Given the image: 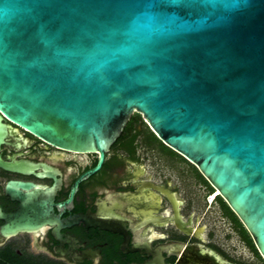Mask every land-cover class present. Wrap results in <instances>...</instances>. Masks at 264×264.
Masks as SVG:
<instances>
[{
	"label": "water",
	"instance_id": "obj_1",
	"mask_svg": "<svg viewBox=\"0 0 264 264\" xmlns=\"http://www.w3.org/2000/svg\"><path fill=\"white\" fill-rule=\"evenodd\" d=\"M155 2L0 0V112L57 147L100 153L91 173L141 114L264 258V0ZM7 133L0 115V148Z\"/></svg>",
	"mask_w": 264,
	"mask_h": 264
},
{
	"label": "flooded vegetation",
	"instance_id": "obj_2",
	"mask_svg": "<svg viewBox=\"0 0 264 264\" xmlns=\"http://www.w3.org/2000/svg\"><path fill=\"white\" fill-rule=\"evenodd\" d=\"M0 115L8 126L0 148V250L56 264H264L216 189L141 114L131 116L94 173L100 153L57 147ZM212 220H226L224 241L237 244L226 249ZM12 223L36 229L3 235Z\"/></svg>",
	"mask_w": 264,
	"mask_h": 264
},
{
	"label": "trees",
	"instance_id": "obj_3",
	"mask_svg": "<svg viewBox=\"0 0 264 264\" xmlns=\"http://www.w3.org/2000/svg\"><path fill=\"white\" fill-rule=\"evenodd\" d=\"M222 205L225 214L230 215L231 217L236 219L233 212L230 210V208L227 206V204L224 201L222 202ZM0 264H56V263L28 259L24 256L18 255L13 250L4 249V250H0Z\"/></svg>",
	"mask_w": 264,
	"mask_h": 264
},
{
	"label": "rangeland",
	"instance_id": "obj_4",
	"mask_svg": "<svg viewBox=\"0 0 264 264\" xmlns=\"http://www.w3.org/2000/svg\"><path fill=\"white\" fill-rule=\"evenodd\" d=\"M176 172H177V170H176ZM213 204H215V203H213ZM215 209L218 210L217 206L215 207ZM215 209H214V211H215ZM214 216H216V215L212 214V218ZM217 216L219 217V214ZM225 222H226V220H223V221L220 220V222H218V221L215 222L214 220H212V221H210V224H211V227L214 230H216L217 239L222 241V243L225 245L226 249H229V247H231L233 245H236L237 243H236L235 240H233V242H229V243L224 241L225 230H226L225 229L226 226L224 225ZM237 254L239 256L243 255L247 260H252V255H250L247 250H244V249L240 248L239 251L237 252ZM254 264H260V263H259V261L257 259H255L254 260Z\"/></svg>",
	"mask_w": 264,
	"mask_h": 264
},
{
	"label": "snow or ice",
	"instance_id": "obj_5",
	"mask_svg": "<svg viewBox=\"0 0 264 264\" xmlns=\"http://www.w3.org/2000/svg\"><path fill=\"white\" fill-rule=\"evenodd\" d=\"M183 0H157V2L155 3H151L150 7L152 10L157 9V8H163L165 7V5H169V4H180L182 3ZM148 4L145 3V7H147ZM154 21H160L163 18L162 17H153L152 18Z\"/></svg>",
	"mask_w": 264,
	"mask_h": 264
},
{
	"label": "bare ground",
	"instance_id": "obj_6",
	"mask_svg": "<svg viewBox=\"0 0 264 264\" xmlns=\"http://www.w3.org/2000/svg\"><path fill=\"white\" fill-rule=\"evenodd\" d=\"M220 193L219 192H216V195H219Z\"/></svg>",
	"mask_w": 264,
	"mask_h": 264
}]
</instances>
